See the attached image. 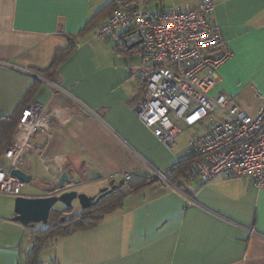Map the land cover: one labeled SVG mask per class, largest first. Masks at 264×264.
<instances>
[{
    "label": "crops",
    "instance_id": "1",
    "mask_svg": "<svg viewBox=\"0 0 264 264\" xmlns=\"http://www.w3.org/2000/svg\"><path fill=\"white\" fill-rule=\"evenodd\" d=\"M127 1L0 0V120L18 118L32 102L52 114L53 130L32 139L20 166L43 193L22 190L23 197L50 195L66 172L81 180L73 190L95 198L112 183L126 184L125 174L166 172L186 153L180 135L167 148L135 113L145 87L135 73L142 61L140 45L130 49L132 33L118 30L108 41L95 36ZM135 1L153 10L201 0ZM212 1L213 20L233 53L212 95L225 94L253 114L256 92L264 95V0ZM72 42L74 51L47 74L56 51ZM121 191L119 210L40 255L53 252L56 264H264V188L249 179H179ZM73 207L82 210L78 201ZM13 217L0 209V264H23L33 247L25 241L31 226Z\"/></svg>",
    "mask_w": 264,
    "mask_h": 264
},
{
    "label": "built area",
    "instance_id": "2",
    "mask_svg": "<svg viewBox=\"0 0 264 264\" xmlns=\"http://www.w3.org/2000/svg\"><path fill=\"white\" fill-rule=\"evenodd\" d=\"M215 4L201 0L185 9L145 10L135 0L119 4L98 27L95 36L108 41L118 30L141 41V64L135 69L145 95L135 113L164 146L172 148L180 124L194 129L186 153L194 157L187 183H208L218 177L246 178L264 188V95L256 92L253 114L212 92L220 83L219 68L231 57L221 28L214 22ZM130 42V41H129ZM128 42V43H129ZM53 130L52 114L36 102L20 113L11 142L0 164V196H22L25 183L13 175L20 169L32 139ZM167 182L164 172L153 173ZM134 174H125L131 181Z\"/></svg>",
    "mask_w": 264,
    "mask_h": 264
},
{
    "label": "trees",
    "instance_id": "3",
    "mask_svg": "<svg viewBox=\"0 0 264 264\" xmlns=\"http://www.w3.org/2000/svg\"><path fill=\"white\" fill-rule=\"evenodd\" d=\"M74 43L65 48L58 49L51 67L46 72L51 76L52 71L57 68L59 63L74 51ZM49 76V77H50ZM21 113V112H20ZM20 116V114H19ZM19 117H4L0 120V156L11 142L13 133L18 124ZM194 161V157L184 154L180 160L170 170L164 172L167 181L177 185L179 179L187 181L188 172ZM162 182L154 175H135L134 178L124 184L129 192H137L150 184ZM122 186V187H123ZM117 185L110 187L100 193L95 199L91 208L81 210L73 217L62 220V211H53L45 229L37 230L33 235V247L26 256L23 264H38L39 257L43 249L50 246V242L57 238H69L75 234L97 227L106 216L119 210L125 197V193Z\"/></svg>",
    "mask_w": 264,
    "mask_h": 264
},
{
    "label": "water",
    "instance_id": "4",
    "mask_svg": "<svg viewBox=\"0 0 264 264\" xmlns=\"http://www.w3.org/2000/svg\"><path fill=\"white\" fill-rule=\"evenodd\" d=\"M141 41H136L130 47L139 46ZM13 175L25 184L30 183L31 177L27 175L24 171L20 169L13 170ZM81 183V180L74 182L68 174L63 173L59 181L53 185L51 189V194L45 197H17L15 199L14 217L13 220L21 223L22 225L28 227H35L38 224L47 225L50 219L52 209L56 204L64 205L66 208H72L73 203L78 201L82 210L89 209L94 204V199L87 196L84 193H78L73 190L74 185ZM125 184L124 181L119 183V187ZM114 184H111L113 187ZM107 190V189H104ZM102 190L101 193L104 191Z\"/></svg>",
    "mask_w": 264,
    "mask_h": 264
},
{
    "label": "rangeland",
    "instance_id": "5",
    "mask_svg": "<svg viewBox=\"0 0 264 264\" xmlns=\"http://www.w3.org/2000/svg\"><path fill=\"white\" fill-rule=\"evenodd\" d=\"M180 128L182 130V133L178 139V142H180V144L185 146L186 142L194 136L195 132H194V129L188 128V127L184 126L183 124H180ZM25 186H26V188L23 189V194H25V195H41L43 193L42 190L39 189V187H36L34 185V182H30V183L26 184ZM15 199L16 198L13 196L1 195L0 196V209H2L4 211L9 209L12 211V213L14 215ZM62 207L63 206L61 204H56L54 206V208L52 209V212L57 211L58 209H60ZM59 211H62V213H63V217H62V220H63L65 218H70V217L75 216L81 210L77 211L74 207H72V208L64 207V208L60 209ZM46 226L47 225L38 224L35 227L27 228L28 231H30L31 235L28 236V233H27V235L25 236V241L28 239L31 240L32 235L37 230L45 229ZM57 239H59V238H57ZM57 239L51 241L50 244L52 245L53 243H55V241ZM54 262H55V254L53 252L47 251V252L43 253L42 255H40L38 264H56Z\"/></svg>",
    "mask_w": 264,
    "mask_h": 264
}]
</instances>
